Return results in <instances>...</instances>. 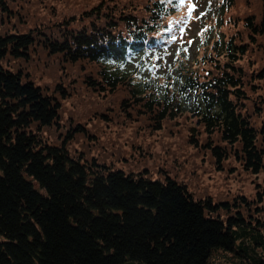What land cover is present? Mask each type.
Listing matches in <instances>:
<instances>
[{
	"label": "trees",
	"instance_id": "obj_1",
	"mask_svg": "<svg viewBox=\"0 0 264 264\" xmlns=\"http://www.w3.org/2000/svg\"><path fill=\"white\" fill-rule=\"evenodd\" d=\"M236 2L219 0L220 23ZM245 2L243 28L178 57L160 90L126 65L171 38L177 0H95L52 20L0 0V264H209L219 247L264 264V186L192 191L165 167L91 155L116 123H175L218 170L264 171V68L252 79L239 63L264 48V0Z\"/></svg>",
	"mask_w": 264,
	"mask_h": 264
},
{
	"label": "rangeland",
	"instance_id": "obj_2",
	"mask_svg": "<svg viewBox=\"0 0 264 264\" xmlns=\"http://www.w3.org/2000/svg\"><path fill=\"white\" fill-rule=\"evenodd\" d=\"M13 1L20 3L18 7L28 5L29 11L40 13L46 11L47 17L51 19L50 13L55 12L54 18L55 15L60 17L64 14L79 13L95 0ZM177 1V12L170 17V24L167 27L171 38L164 45L158 46L144 56L142 66L135 64V60L142 56L141 53L132 56L126 65L133 68L142 78L152 77L154 83H159L160 90L164 89L163 80L168 73H176L174 67L178 57H184L185 61L193 63L203 52L209 53L211 40L223 32L229 35L242 29L240 17L245 14L244 9L246 11L248 8L251 9L250 5H246V0H237L235 6L225 10L223 22L220 23V14L217 10L219 0ZM52 9L54 12H51ZM263 49L256 46L239 60L252 79L253 73L257 76L256 72L264 68ZM261 80L262 78L255 77V81L260 85V91L256 95L259 98L264 97V83L262 84ZM67 105L72 106L69 103ZM174 124L169 125L170 130L161 129L151 134L140 128V131L134 135L133 131L136 130L134 123H116L112 127L103 129L104 132L101 130L95 137L92 142L95 145H91V155L101 157L104 162L126 172L142 171L144 166L165 167L171 171L170 175L176 174L178 180H186L192 191L198 189L225 193L228 190L253 194L258 187L264 186V171L258 174L243 172L233 162L229 163L230 167L225 166L218 170L212 159L203 153L201 148L186 141V128L176 130L178 128L174 127ZM75 147L81 150L78 146ZM219 251L218 255L210 256L209 264H246L243 258L232 254L228 248L219 247ZM122 264H133V262Z\"/></svg>",
	"mask_w": 264,
	"mask_h": 264
}]
</instances>
